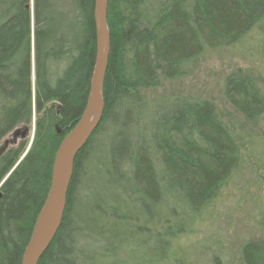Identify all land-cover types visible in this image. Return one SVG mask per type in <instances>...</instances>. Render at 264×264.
Segmentation results:
<instances>
[{"label": "trees", "instance_id": "16d2710c", "mask_svg": "<svg viewBox=\"0 0 264 264\" xmlns=\"http://www.w3.org/2000/svg\"><path fill=\"white\" fill-rule=\"evenodd\" d=\"M153 2L109 0L104 115L76 157L61 228L39 264H131L136 256L138 264H197L181 240L216 210L249 158L264 154L208 100L171 98L153 108L142 95L256 30L264 43V0H161L150 8ZM94 10L95 0H0V142L19 128L29 134L34 124L23 159L27 143L0 154V264H21L55 155L85 111L96 56ZM224 94L245 119L264 114V96L248 77H229ZM94 152L99 165L92 169ZM253 166L261 169L259 161ZM88 178L97 195L91 199L80 195ZM135 204L148 216L121 211ZM216 251L225 256L227 246ZM239 253V264H264V240L245 243ZM220 263L214 254L212 264Z\"/></svg>", "mask_w": 264, "mask_h": 264}, {"label": "rangeland", "instance_id": "374dc122", "mask_svg": "<svg viewBox=\"0 0 264 264\" xmlns=\"http://www.w3.org/2000/svg\"><path fill=\"white\" fill-rule=\"evenodd\" d=\"M152 1L154 2L150 8L161 0ZM262 41L261 32L256 30L239 45L209 51L202 60L190 67L189 74L184 78L175 81H161L158 87L143 91L142 95L145 102L149 105L153 104V108H158L160 102L163 103L162 101L165 99L171 98L208 100L216 106L222 121L236 135L244 139L252 138L254 141H259L261 146H257L256 150L264 149V114L259 119L247 120L231 108L224 94L227 79L239 74L251 79L264 96V43H261ZM169 102L170 106L167 108L172 106V100ZM32 119L34 122V114ZM33 125L29 134L25 135L26 128H19L17 132L8 135L1 141L0 154L2 151L3 153L19 151L27 143L20 158L23 159L33 142ZM104 145L107 148L112 147L110 143ZM94 153V158L91 161L92 169L99 165L98 154ZM258 161L261 164V169L253 166ZM263 162L264 154L249 158L250 167L244 169L237 176L233 188L227 190L222 199L218 201L216 210L203 218L191 236L181 240V249L187 256L189 255L192 262L212 264L215 254L219 257L220 264H228L229 262L239 264V251L245 243L264 240ZM89 178L86 186H81L80 195L91 199L97 195L90 192L92 180ZM121 211L127 216L136 218L148 216L141 204L121 207ZM127 229L132 234L133 227L127 225ZM137 237L138 235L135 234V238ZM219 243L227 246L225 256L216 251ZM115 246L116 244L113 243L109 247ZM206 248L208 250H205ZM126 254L123 252L120 255V260L125 261ZM128 260L131 264L139 263L137 256Z\"/></svg>", "mask_w": 264, "mask_h": 264}, {"label": "water", "instance_id": "95a60500", "mask_svg": "<svg viewBox=\"0 0 264 264\" xmlns=\"http://www.w3.org/2000/svg\"><path fill=\"white\" fill-rule=\"evenodd\" d=\"M108 3L109 0H95L96 56L87 105L55 155L50 189L36 218L21 264H39L54 242L64 219L76 157L101 125L105 111L104 81L110 54Z\"/></svg>", "mask_w": 264, "mask_h": 264}]
</instances>
